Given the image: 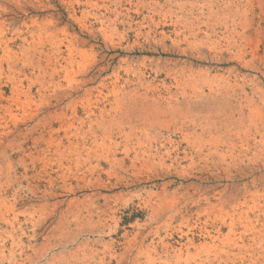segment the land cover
I'll return each mask as SVG.
<instances>
[{
	"label": "rangeland",
	"instance_id": "1",
	"mask_svg": "<svg viewBox=\"0 0 264 264\" xmlns=\"http://www.w3.org/2000/svg\"><path fill=\"white\" fill-rule=\"evenodd\" d=\"M0 264H264V0H0Z\"/></svg>",
	"mask_w": 264,
	"mask_h": 264
},
{
	"label": "bare ground",
	"instance_id": "2",
	"mask_svg": "<svg viewBox=\"0 0 264 264\" xmlns=\"http://www.w3.org/2000/svg\"><path fill=\"white\" fill-rule=\"evenodd\" d=\"M176 80H177V79H176ZM154 98H155V97H154ZM152 100H153V99H152ZM150 101H151V100H150ZM154 102H155V100H154ZM148 106H149V105H148ZM159 106H160V105H159ZM159 106H158V107H159ZM153 107H154V106H153ZM153 107H152V108H153ZM146 109H147V108H145V110H146ZM154 109H155V108H154ZM156 109H157V108H156ZM176 109H177V108H176ZM149 110H150V108H149ZM149 110H148V111H149ZM158 110H159V109H158ZM144 112H145V111H144ZM146 112H147V111H146ZM156 113H157V112H156ZM158 114H159V113H158ZM146 115H147V114H146ZM154 117H155V116H154ZM149 119H150V118H149ZM154 119H155V118H154ZM205 126H206V125H205ZM259 207H260V206H259ZM260 211H261V210H260ZM261 212H262V211H261ZM257 214H258V213H257ZM261 214L263 215V213H261ZM262 215H261V216H262ZM258 216H259V215H258ZM258 216H257V217H258ZM258 218H259V217H258ZM258 218H257V220H258ZM261 219H262V218H261ZM262 221H263V219H262ZM259 222H260V221H259ZM252 240H253V239H252ZM258 243H259V242H258Z\"/></svg>",
	"mask_w": 264,
	"mask_h": 264
}]
</instances>
